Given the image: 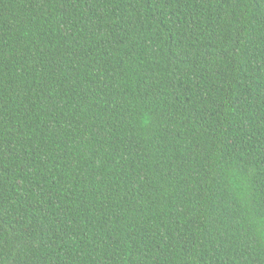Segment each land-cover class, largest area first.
I'll return each mask as SVG.
<instances>
[{"label":"trees","instance_id":"obj_1","mask_svg":"<svg viewBox=\"0 0 264 264\" xmlns=\"http://www.w3.org/2000/svg\"><path fill=\"white\" fill-rule=\"evenodd\" d=\"M264 0H0V264H264Z\"/></svg>","mask_w":264,"mask_h":264},{"label":"snow or ice","instance_id":"obj_2","mask_svg":"<svg viewBox=\"0 0 264 264\" xmlns=\"http://www.w3.org/2000/svg\"><path fill=\"white\" fill-rule=\"evenodd\" d=\"M262 227H264V223H262V225H261Z\"/></svg>","mask_w":264,"mask_h":264}]
</instances>
